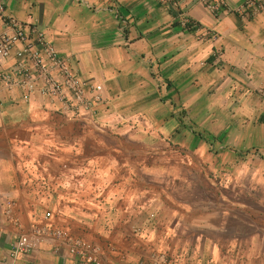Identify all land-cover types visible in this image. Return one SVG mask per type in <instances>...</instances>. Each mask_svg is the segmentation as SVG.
<instances>
[{"label":"crops","instance_id":"1","mask_svg":"<svg viewBox=\"0 0 264 264\" xmlns=\"http://www.w3.org/2000/svg\"><path fill=\"white\" fill-rule=\"evenodd\" d=\"M2 1L68 58L87 97L100 85L103 102L74 116L39 84H0V214L11 204L27 227L51 210V225L100 245L99 264H139L152 252L264 264V9ZM16 231L2 222L0 261ZM13 264L87 263L53 243Z\"/></svg>","mask_w":264,"mask_h":264},{"label":"built area","instance_id":"2","mask_svg":"<svg viewBox=\"0 0 264 264\" xmlns=\"http://www.w3.org/2000/svg\"><path fill=\"white\" fill-rule=\"evenodd\" d=\"M161 4L177 6L173 0H156ZM208 11L219 14L228 11L223 0H199ZM264 9V0H244L237 8L230 10L241 16L254 15ZM0 20L4 25L13 28L8 34L0 29V61L13 53L15 64L8 71H0V84L21 85L28 91L38 87V92L45 96L58 98L74 116L82 111L91 112L96 105L102 103L101 86L92 87V96L85 95L84 86L79 78L73 74L68 58L59 55L54 45L35 28L26 25L15 18L4 14V4L0 0ZM188 20L184 21L186 25ZM21 43V48L14 50V46ZM14 50V52H13ZM52 211L45 210L41 216L42 222L31 223L27 227L22 225L19 217L12 211L9 204L0 214L1 224L5 220L17 231L10 242L8 252L0 264H13L23 254L39 250L45 244L58 243L67 249L68 254L76 257L80 262L99 264L103 250L99 244L81 236H76L65 226H53L50 223ZM56 250V249H54ZM139 264H200L187 259L172 256L166 252H152L145 261Z\"/></svg>","mask_w":264,"mask_h":264},{"label":"rangeland","instance_id":"3","mask_svg":"<svg viewBox=\"0 0 264 264\" xmlns=\"http://www.w3.org/2000/svg\"><path fill=\"white\" fill-rule=\"evenodd\" d=\"M252 203V202H251ZM249 214V213H248ZM249 215H247V214H244V222H245V224L243 225V227H244V231H243V235H247V233H248V236H250L252 233H251V231H249V230H251L252 229V226L250 225V224H247L248 222L250 223V221H251V218L250 217H248ZM246 227V228H245ZM249 228V229H248ZM240 235H241V233H240Z\"/></svg>","mask_w":264,"mask_h":264}]
</instances>
